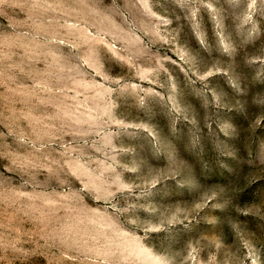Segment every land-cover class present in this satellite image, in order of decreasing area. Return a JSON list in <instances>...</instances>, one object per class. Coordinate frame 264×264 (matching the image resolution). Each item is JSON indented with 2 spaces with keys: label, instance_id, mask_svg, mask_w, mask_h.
I'll list each match as a JSON object with an SVG mask.
<instances>
[{
  "label": "rangeland",
  "instance_id": "1",
  "mask_svg": "<svg viewBox=\"0 0 264 264\" xmlns=\"http://www.w3.org/2000/svg\"><path fill=\"white\" fill-rule=\"evenodd\" d=\"M0 264H264V0H0Z\"/></svg>",
  "mask_w": 264,
  "mask_h": 264
}]
</instances>
